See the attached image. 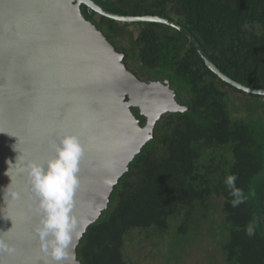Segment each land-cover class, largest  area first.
<instances>
[{
    "label": "trees",
    "instance_id": "1",
    "mask_svg": "<svg viewBox=\"0 0 264 264\" xmlns=\"http://www.w3.org/2000/svg\"><path fill=\"white\" fill-rule=\"evenodd\" d=\"M95 1L123 15L176 19L230 77L264 88V0ZM83 11L126 53V63L133 59L142 80H169L177 100L189 108L159 119L154 137L131 161L108 208L78 246L82 264H136L131 260L136 245L130 242L160 239L156 233L185 210L219 213L226 224L219 251L228 264H264V139L247 120L249 112L264 111V95L222 79L171 25L118 21L87 5ZM243 108L247 116L234 115ZM133 111L144 124L138 108ZM231 174L246 197L235 208L224 183ZM213 197L221 198L220 207ZM250 223L256 226L252 237L246 235Z\"/></svg>",
    "mask_w": 264,
    "mask_h": 264
},
{
    "label": "water",
    "instance_id": "2",
    "mask_svg": "<svg viewBox=\"0 0 264 264\" xmlns=\"http://www.w3.org/2000/svg\"><path fill=\"white\" fill-rule=\"evenodd\" d=\"M83 5L118 21L171 25L188 36L207 66L222 79L264 95V88L247 86L219 68L176 19L123 15L95 0H0V188L11 181V188L21 194L19 200L9 199L7 206L0 200L3 215L11 217L0 218V229L11 228L8 237L17 248L14 254L0 252L4 264L45 262L34 232L39 217L28 211L34 199L26 162L49 159L53 155L48 143L51 138L76 133L85 142L74 210L81 220L79 246L90 225L108 208L131 161L154 137L159 119L167 112L189 108L176 99L169 80H142L131 70L125 62L126 53L87 18ZM134 107L146 117L144 124ZM147 107L151 124L144 110ZM14 144L22 155L9 176V166L20 154L13 150ZM78 246L76 261L82 264Z\"/></svg>",
    "mask_w": 264,
    "mask_h": 264
},
{
    "label": "clouds",
    "instance_id": "3",
    "mask_svg": "<svg viewBox=\"0 0 264 264\" xmlns=\"http://www.w3.org/2000/svg\"><path fill=\"white\" fill-rule=\"evenodd\" d=\"M48 143L53 153L49 159L43 163L36 160L26 162L31 198L34 199V204L28 206V211L39 217L34 232L46 257L44 264H64L68 260L78 264L75 249L82 232L81 220L74 210L76 193L80 186V163L85 156V142L76 133H65L51 138ZM13 150L20 153L15 144ZM21 155L20 153L17 156L15 163L12 162L6 174L11 176V167L20 160ZM237 179L236 174H231L227 175L224 181L232 197L233 208L246 200L243 189L236 186ZM20 198L21 194L11 188V181L7 186L0 188V200L5 206L9 199ZM0 218L11 220V217L3 215L2 210ZM10 230L11 228L0 229V252L14 254L17 248L8 237ZM255 233L256 226L250 223L246 227V235L252 237ZM0 264H4L2 258Z\"/></svg>",
    "mask_w": 264,
    "mask_h": 264
},
{
    "label": "rangeland",
    "instance_id": "4",
    "mask_svg": "<svg viewBox=\"0 0 264 264\" xmlns=\"http://www.w3.org/2000/svg\"><path fill=\"white\" fill-rule=\"evenodd\" d=\"M128 7L132 8V5ZM131 60L133 59L127 65L133 70ZM138 76L145 78L141 73ZM234 115L247 116V111L243 108ZM247 120L251 121L254 130L264 139V111L249 112ZM220 201L221 198H212L213 204L218 207ZM197 212L199 211L188 213L185 210L182 218L173 219L165 232L156 233L160 239H145L139 243L132 240L130 244L136 245L133 249L136 258L133 255L134 259L131 260L136 264H228L223 259L221 250L219 251L222 239L226 236L225 222L222 223L219 213L214 210H205L202 215ZM139 238L138 235L136 240Z\"/></svg>",
    "mask_w": 264,
    "mask_h": 264
},
{
    "label": "bare ground",
    "instance_id": "5",
    "mask_svg": "<svg viewBox=\"0 0 264 264\" xmlns=\"http://www.w3.org/2000/svg\"><path fill=\"white\" fill-rule=\"evenodd\" d=\"M165 90V87H160V91H164ZM174 90V89H173ZM175 91V90H174ZM169 98V97H168ZM168 102H169V99H168ZM181 103V102H180ZM182 104V103H181ZM182 105H184V104H182ZM145 111H147V113H148V116H149V121H150V123L149 124H151V120H153L152 119V116H151V113H150V109L147 107L146 109H144ZM174 112H183V111H174ZM146 118V117H145ZM150 127V125L147 127V129ZM143 131L145 132V130L143 129Z\"/></svg>",
    "mask_w": 264,
    "mask_h": 264
},
{
    "label": "snow or ice",
    "instance_id": "6",
    "mask_svg": "<svg viewBox=\"0 0 264 264\" xmlns=\"http://www.w3.org/2000/svg\"><path fill=\"white\" fill-rule=\"evenodd\" d=\"M181 111H183V109H181ZM0 133H3V130L2 129H0Z\"/></svg>",
    "mask_w": 264,
    "mask_h": 264
}]
</instances>
